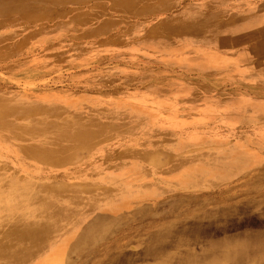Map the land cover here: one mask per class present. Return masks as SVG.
Returning a JSON list of instances; mask_svg holds the SVG:
<instances>
[{"label":"rangeland","instance_id":"obj_1","mask_svg":"<svg viewBox=\"0 0 264 264\" xmlns=\"http://www.w3.org/2000/svg\"><path fill=\"white\" fill-rule=\"evenodd\" d=\"M174 16L0 0V264H235L200 233L264 214L263 162L236 149L247 125L199 101L213 80Z\"/></svg>","mask_w":264,"mask_h":264},{"label":"crops","instance_id":"obj_2","mask_svg":"<svg viewBox=\"0 0 264 264\" xmlns=\"http://www.w3.org/2000/svg\"><path fill=\"white\" fill-rule=\"evenodd\" d=\"M162 10L179 20L169 30L183 36L184 62L213 80L198 88L199 101L220 110L218 117L229 118L234 130L248 126L232 133L238 135L236 149L264 167V0H122V12ZM252 165L247 160V167ZM195 170L207 167L199 164L188 171Z\"/></svg>","mask_w":264,"mask_h":264},{"label":"bare ground","instance_id":"obj_3","mask_svg":"<svg viewBox=\"0 0 264 264\" xmlns=\"http://www.w3.org/2000/svg\"><path fill=\"white\" fill-rule=\"evenodd\" d=\"M243 7V6H242ZM26 18V17H24ZM191 18V17H190ZM200 19V18H199ZM211 21V19H210ZM167 29V28H166ZM170 29V28H168ZM193 30L198 31V28H194ZM170 31V30H169ZM178 32V31H177ZM91 64V63H90ZM61 70V69H60ZM161 86V85H160ZM52 101V100H51ZM79 108V107H78ZM4 130V129H3ZM8 130V129H7ZM8 132V131H7ZM1 133V132H0ZM7 134V133H6ZM10 134V133H9ZM14 134V133H13ZM14 137V136H13ZM44 156V155H43ZM57 157V155H56ZM211 169V168H210ZM10 178V177H9ZM1 179V178H0ZM18 185V183H17ZM21 185V184H20ZM4 187V186H3ZM34 188V187H33ZM31 189V187H30ZM29 191V190H28ZM26 192V191H25ZM21 193V192H20ZM19 193V194H20ZM30 193V192H29ZM250 193V192H249ZM3 194V193H2ZM25 194V193H24ZM5 195V194H4ZM8 195V194H6ZM27 195V194H26ZM17 196V194H16ZM21 196V195H20ZM247 196V195H246ZM263 196V195H262ZM10 197V195H9ZM24 197V195H23ZM21 197V198H23ZM1 198V196H0ZM13 198V197H12ZM15 198V197H14ZM17 199V198H16ZM5 200V199H4ZM31 200V199H30ZM12 201V200H11ZM8 202V201H7ZM21 202V201H20ZM20 204V203H19ZM3 205V204H2ZM16 205V204H14ZM21 205V204H20ZM12 207V206H11ZM16 208V207H15ZM11 209V208H10ZM246 213H244L243 218L241 219H229L227 221V223H223L220 224L218 226H212V225H207V228H212L211 230H203L202 232H209V230L212 232L210 234H205V233H200L203 236L208 237L207 240L208 241H216V243L218 244V246L220 247V249L222 250V252L220 253L223 257L225 258H229L232 263H238L241 260H245L248 264H260L262 262H264V255L261 253V250H264V223L262 222L260 226H258L257 228L253 229V217H264L263 215L257 214V213H253L254 211H252L251 209H253L251 206H246L245 207ZM2 211V210H1ZM237 212V211H236ZM235 212V213H236ZM11 214V212H10ZM9 214V215H10ZM19 214V213H18ZM224 214H233V212H226ZM7 217V216H6ZM202 218H200L201 220ZM206 219V217H205ZM264 219V218H263ZM200 222V221H199ZM1 223V222H0ZM111 224V223H110ZM113 224V223H112ZM116 224V222H115ZM21 225V224H20ZM114 225V224H113ZM191 226V224H190ZM20 227V226H19ZM18 227V228H19ZM173 227V225H172ZM7 228V227H6ZM16 228V227H14ZM2 229V228H1ZM20 229V228H19ZM22 229V228H21ZM20 229V230H21ZM168 229V228H167ZM172 229V228H171ZM12 230V229H11ZM17 230V229H16ZM164 229H162L163 231ZM166 230V229H165ZM5 231V230H3ZM15 231V230H14ZM106 231V230H105ZM104 231V232H105ZM161 231V232H162ZM107 232V231H106ZM110 232V231H109ZM156 232V231H155ZM160 232V230L158 231ZM3 233V232H2ZM16 233V232H14ZM13 233V234H14ZM8 234V233H7ZM26 234V233H25ZM1 235V234H0ZM4 235V234H3ZM17 235V233H16ZM15 235V236H16ZM18 235H19V230H18ZM21 236V235H20ZM24 236V235H22ZM2 237V236H1ZM0 237V238H1ZM6 237V236H5ZM18 237V236H17ZM7 238V237H6ZM18 239V238H16ZM11 240V239H10ZM13 240V239H12ZM21 240V238H20ZM2 241V240H1ZM37 241V240H36ZM2 243V242H1ZM13 244V243H12ZM11 244V245H12ZM5 245V243H4ZM1 246V245H0ZM236 248H241L243 250V252L245 253V255L243 256L241 253H238V251H236ZM1 249V248H0ZM21 250V249H20ZM187 250V249H186ZM24 251V250H23ZM185 250H182V254ZM4 252V251H3ZM29 252V251H27ZM8 253V252H7ZM34 253V252H33ZM158 250H154V252L152 253V255L157 254ZM5 255V253H3ZM241 254V255H240ZM187 255V254H186ZM186 255H179V259L181 261H185L186 263L188 261L185 260V256ZM206 259V258H205ZM62 260V259H61ZM191 261V259L189 260ZM195 259H193L191 261L194 262ZM60 261H57L56 264H60ZM24 264V263H23ZM194 264V263H193ZM198 264V263H197Z\"/></svg>","mask_w":264,"mask_h":264}]
</instances>
